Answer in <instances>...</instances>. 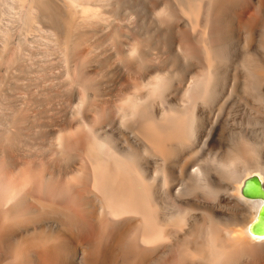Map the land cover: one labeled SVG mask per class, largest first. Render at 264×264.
Returning a JSON list of instances; mask_svg holds the SVG:
<instances>
[{
  "label": "bare ground",
  "instance_id": "obj_1",
  "mask_svg": "<svg viewBox=\"0 0 264 264\" xmlns=\"http://www.w3.org/2000/svg\"><path fill=\"white\" fill-rule=\"evenodd\" d=\"M172 5L183 22L194 24V29L201 24L197 45L177 25L186 56L200 57L202 63L216 60L194 91L191 106L198 99L212 101L221 85L226 89L237 78L235 73L226 78L231 70L227 63L240 49L244 72L239 90L252 101L249 107L245 104L248 120L241 117V108L236 111L235 105L242 104L234 103L242 100L238 91V100L231 101L236 113L229 110V120L224 112L223 119L219 115L223 121L216 135L227 138L224 129L229 126L228 138L237 146L229 155L213 158L226 174H235V182L228 189L222 186L223 191L202 172L185 181L187 169L182 168L190 163L181 167V162L174 166L177 172L184 170V177L175 176L167 163L170 154L165 149L170 148L164 147L161 123L153 122L144 106L131 110L136 117L128 133L107 129V106L119 109L136 99L140 86L134 74L108 87L94 83L88 109L94 122L86 130L81 123L70 130L73 121L61 122L56 110L40 119L36 114L49 109L45 104H27L16 118L13 106L0 119V264H264V200L245 192L253 181L264 191V127L255 128L264 126V0H174ZM90 46L80 40L72 60L86 59ZM94 72L90 74L98 77ZM214 100L218 104L219 97ZM212 134L205 133V149L214 145ZM208 148L210 155L214 149ZM222 193H229L228 198ZM236 206L242 208L241 215Z\"/></svg>",
  "mask_w": 264,
  "mask_h": 264
},
{
  "label": "rangeland",
  "instance_id": "obj_2",
  "mask_svg": "<svg viewBox=\"0 0 264 264\" xmlns=\"http://www.w3.org/2000/svg\"><path fill=\"white\" fill-rule=\"evenodd\" d=\"M172 1L174 0H0V115L3 116L0 119L5 118L9 111L8 108L12 109L13 106L18 109H15L16 111L12 115L16 118L17 115L20 116L24 112L27 104L39 108L45 104L49 109L40 111L42 114L40 112L36 114L40 119L57 111L56 113L61 118L63 117V120L60 119L61 122L73 121L68 125L70 130L78 126L75 125L76 123L83 124L84 130H86L90 128L88 124L94 122V117L91 118L93 115L88 113L94 86L99 83L103 87H108L113 81L128 79L130 74H134L140 86L136 90V99L124 104L119 109H115L111 103L107 106L106 110H108L105 112H110L109 117L104 113L106 120L109 118L108 125L106 124L107 129L122 134L128 133L132 121L136 117H132L131 110L133 108L141 109L144 106L145 113L151 117L153 122L163 123L162 126H160L161 124L157 125L167 141H164L166 142L164 147H169L170 150L176 152L173 151L174 154L171 155V151L165 149L170 154L171 162L168 158V166L177 172L175 168L178 167H175L174 164L177 166L181 162L180 166L183 167L185 163L187 165L190 163L187 167L182 168L187 169L183 170L185 173L182 171L175 174L174 172L175 176L183 179L185 174L183 180L186 181L189 175L191 178L202 172L205 179L209 176L213 178H208L212 186L219 183L222 189V186L226 189L231 187V184L233 185L235 182V178H233L235 174L229 173L230 176L226 174L213 158L225 157L237 146L235 142H233L234 144L230 143L232 140L228 137L231 136V130L229 126L227 127L229 125L227 123L225 124L227 128L224 129L227 135L225 133L224 135L228 140L225 136H220L226 140L220 139L221 143H219V136L216 137V135H219L217 130L222 126L221 121L223 120L221 119L230 118L232 115L230 111L233 109V114L242 109L240 114L242 113L241 117L243 116L246 121L245 104L249 107L251 104L248 103H252L250 98L249 100L245 99L246 95L243 96L239 90L241 83L239 81L242 79L239 80V78L244 72L238 59L241 58L240 49L237 51L238 54L233 52V55L230 56L231 59H228L227 64H231L232 68L228 66V70H231L230 73L227 72L226 78L229 79L234 73L236 76L237 74L240 76H237L238 80L235 77L233 81L227 82L226 89L223 87L224 85H221L220 88L223 87L225 90L222 94L220 93L222 90L217 87L216 92L220 91L218 94H214V99L219 97L218 104H215L216 100L214 99L210 102L198 99L193 101L191 106V101L194 100V91L206 80L207 69L210 70L216 64V60L213 58L206 62L202 60L204 62L202 63L200 60L202 58L186 56L183 52L176 29L179 30V26H181V30L185 28L186 31H184L188 36L191 35L189 38L192 39V44L197 45L196 42L200 43V38H202L200 37L202 28L201 24L194 29V24L191 27L192 24L183 22L178 17L181 15L179 11L177 13L176 7H173ZM168 10L172 12L173 16L169 15ZM94 11H99V13H94ZM178 24L179 28H177ZM183 24L185 27L182 26ZM197 33L200 35L198 36ZM192 35L194 36L192 37ZM80 40L91 45L89 55L84 56L86 59L83 57V61L79 59L74 62L72 54ZM235 57L237 62H235ZM230 61L232 62L230 63ZM93 72L98 77L90 74ZM84 73L87 74L86 77ZM94 78L95 80H93ZM130 85L128 84V86ZM128 89L130 88L128 87ZM127 91L131 92V89ZM238 91L241 101L238 100ZM234 93L237 97L233 95ZM232 99L238 100V102H234L235 104H242L235 105L237 109L233 105L232 109ZM213 101L215 102L213 103ZM237 106L241 109L239 110ZM213 108L217 110H213ZM201 109L204 111H201L202 120L200 118V121L197 116ZM47 113L49 114L47 115ZM87 114L91 118L90 121H87V116L86 119L84 118ZM221 114H224L225 117L222 115V118ZM202 115H205L204 121ZM210 115L211 117H209ZM219 115L221 119H219ZM216 127L218 128L216 129ZM263 127L260 124L255 128ZM57 128L59 129V127ZM57 128L53 131L58 130ZM262 131H260L261 134ZM54 132L50 131L49 133ZM209 132L213 133L212 138L213 136L214 138L211 141L214 142V145L216 143L215 146H217L219 143L217 147L212 145V142V144H208L207 149L210 150L208 147L212 146L214 149H211L213 153L211 151L210 155L207 154L208 151L203 146V142L207 141L205 133L209 135L211 134ZM215 139L219 141L217 140V142ZM175 160L178 161L175 163ZM212 180L215 181L210 182ZM219 184H217L218 187L217 185L215 187L219 188ZM223 195L219 194V200L223 198ZM228 196L229 193L224 198H228ZM208 200L210 201L211 198ZM239 206L238 209L237 206L234 207L238 215L242 209Z\"/></svg>",
  "mask_w": 264,
  "mask_h": 264
},
{
  "label": "water",
  "instance_id": "obj_3",
  "mask_svg": "<svg viewBox=\"0 0 264 264\" xmlns=\"http://www.w3.org/2000/svg\"><path fill=\"white\" fill-rule=\"evenodd\" d=\"M245 192L248 196H258L262 197L264 200V191L260 189L254 181L247 184Z\"/></svg>",
  "mask_w": 264,
  "mask_h": 264
}]
</instances>
